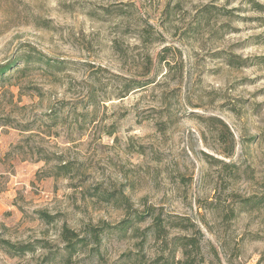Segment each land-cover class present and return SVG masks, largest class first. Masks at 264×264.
<instances>
[{"label":"rangeland","instance_id":"1","mask_svg":"<svg viewBox=\"0 0 264 264\" xmlns=\"http://www.w3.org/2000/svg\"><path fill=\"white\" fill-rule=\"evenodd\" d=\"M31 48L53 65L0 81V239L47 248L0 244V264H58L63 226L126 205L193 231L147 219L74 261L151 264L194 236L204 264H264V0H0V65Z\"/></svg>","mask_w":264,"mask_h":264},{"label":"trees","instance_id":"2","mask_svg":"<svg viewBox=\"0 0 264 264\" xmlns=\"http://www.w3.org/2000/svg\"><path fill=\"white\" fill-rule=\"evenodd\" d=\"M18 61H22L25 66L28 64L42 65L43 67H51L52 61L45 58L43 54L34 48L28 50V52L22 56H17L12 60L6 62L5 64L0 65V81H5L9 79V76L4 77L7 73H10L14 70ZM139 82L138 87H142ZM140 85V86H139ZM66 166L58 167L59 170H66ZM127 202L123 201V204ZM126 217L118 224L111 226L106 223H102L98 226H93L88 224L85 227L84 234L80 235L75 231L68 229L66 226H63L60 231V239L63 243L62 248H60V254L58 264H80L81 261L73 260L74 255L78 256L83 254L85 251L88 254L94 253L100 255L99 248L102 242V235L107 231H118L120 233H125L129 228H132L134 224L142 223L147 219H151L150 225L147 227L146 231L152 234L157 240H165L169 235V230L179 229L181 231L189 232L193 231V224L186 218L177 217L170 214L156 213L155 209L148 207L146 211L142 214L131 210L128 205H126ZM134 211V212H132ZM41 219L45 220L47 224L53 222V218L48 215H42ZM173 245L175 249L170 251L167 258L160 256L157 259L153 260L151 264H171L174 261V251H180L181 260L178 264H204L203 259L200 254L199 240L194 236H176L173 240ZM38 246L32 243L26 244H13L7 240H1L0 244L7 253L12 256L22 257L28 253H33L37 249H46L47 247L45 242H38ZM55 256V255H54ZM55 260V257L52 259L45 258L44 263H51Z\"/></svg>","mask_w":264,"mask_h":264}]
</instances>
